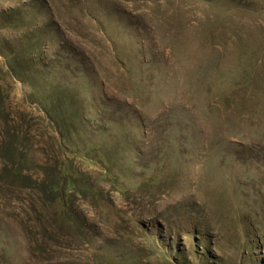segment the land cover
Here are the masks:
<instances>
[{"label": "rangeland", "instance_id": "1", "mask_svg": "<svg viewBox=\"0 0 264 264\" xmlns=\"http://www.w3.org/2000/svg\"><path fill=\"white\" fill-rule=\"evenodd\" d=\"M0 264H264V0H0Z\"/></svg>", "mask_w": 264, "mask_h": 264}]
</instances>
